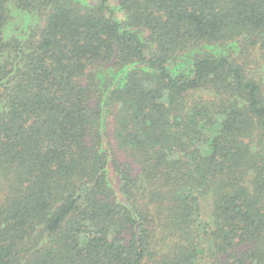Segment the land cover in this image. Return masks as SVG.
Wrapping results in <instances>:
<instances>
[{"label":"trees","instance_id":"trees-1","mask_svg":"<svg viewBox=\"0 0 264 264\" xmlns=\"http://www.w3.org/2000/svg\"><path fill=\"white\" fill-rule=\"evenodd\" d=\"M0 264H264V0H0Z\"/></svg>","mask_w":264,"mask_h":264}]
</instances>
